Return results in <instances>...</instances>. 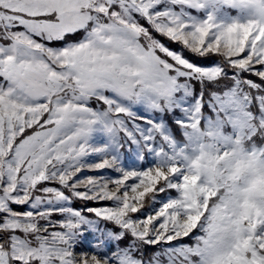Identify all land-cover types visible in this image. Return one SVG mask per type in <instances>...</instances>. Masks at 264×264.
I'll return each mask as SVG.
<instances>
[{
	"label": "snow or ice",
	"instance_id": "6c2138e0",
	"mask_svg": "<svg viewBox=\"0 0 264 264\" xmlns=\"http://www.w3.org/2000/svg\"><path fill=\"white\" fill-rule=\"evenodd\" d=\"M0 264H264V0H0Z\"/></svg>",
	"mask_w": 264,
	"mask_h": 264
},
{
	"label": "rangeland",
	"instance_id": "374dc122",
	"mask_svg": "<svg viewBox=\"0 0 264 264\" xmlns=\"http://www.w3.org/2000/svg\"><path fill=\"white\" fill-rule=\"evenodd\" d=\"M77 204H79L77 207H83V202H79L78 201V203L76 202V205ZM104 204H106V205H110L111 204V202H104ZM88 206L89 207H93V206H100V205H96V204H93L92 202H88ZM138 217H139V213L138 214H136ZM89 218L90 219H95L91 214H89ZM108 228H113L114 226L113 225H110L109 226V224H107L106 225ZM101 227H105V224H101ZM96 235H98V234H89L88 235V239L90 240V241H92V243H95L96 242V240L94 239V236H96ZM157 250V249H156ZM155 250V251H156Z\"/></svg>",
	"mask_w": 264,
	"mask_h": 264
},
{
	"label": "trees",
	"instance_id": "16d2710c",
	"mask_svg": "<svg viewBox=\"0 0 264 264\" xmlns=\"http://www.w3.org/2000/svg\"><path fill=\"white\" fill-rule=\"evenodd\" d=\"M174 47H176V48H179L180 46L179 45H175ZM78 203V202H77ZM79 204H77V206H78ZM111 224H109V226H110ZM128 241L127 240H125L124 241V243L126 244ZM156 249L155 248H151V249H149V254H151L152 252H154Z\"/></svg>",
	"mask_w": 264,
	"mask_h": 264
}]
</instances>
